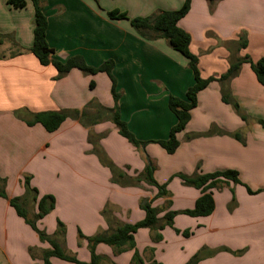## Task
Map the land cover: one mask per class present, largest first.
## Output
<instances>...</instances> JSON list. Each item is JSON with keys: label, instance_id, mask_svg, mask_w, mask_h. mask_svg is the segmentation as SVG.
Returning a JSON list of instances; mask_svg holds the SVG:
<instances>
[{"label": "crops", "instance_id": "1", "mask_svg": "<svg viewBox=\"0 0 264 264\" xmlns=\"http://www.w3.org/2000/svg\"><path fill=\"white\" fill-rule=\"evenodd\" d=\"M7 1L0 0V179L6 194L0 196V264H42L43 253L51 249L11 206L14 198L22 199L28 215L29 206L34 207L32 219L38 200L52 195L55 208L36 222L37 227L54 235L61 221L65 248L85 263L91 261L89 238L110 228L105 210L115 223L135 224L145 218L141 202L153 200L158 189L144 182L127 187L113 183L97 149L132 178L153 165L155 180L168 192L152 202L161 220L170 211L192 210L203 195L178 175L239 173V184L220 179L209 191L215 205L211 215H177L173 227L159 232L161 241H155L150 229L139 230L136 249L146 263L186 264L200 252L197 264H264V126L259 123L264 121V85L251 66L242 64L237 75L217 80L198 94L174 154L155 143L135 147L102 112L114 108L108 75L73 69L57 79L56 68L43 66L29 51L34 30L31 1L23 10L11 8ZM40 3L48 21L47 41L54 50L50 59L65 62L79 56L92 67L113 61L122 120L141 142L167 140L177 123L169 98L186 100L194 84L188 61L165 39L146 40L129 20H111L108 13L118 10L129 19L146 18L178 10L185 0ZM179 26L191 37L189 50L198 57L203 79H219L233 62L246 57L254 62L264 58V0H192ZM242 37L248 41L246 48H239ZM224 95L237 103L239 112ZM60 111L84 116L68 118L54 133L40 124L28 125L38 113ZM28 177L38 191L37 202L27 197ZM162 205L167 208L160 210ZM175 230L190 235L183 238ZM95 252L113 264H130L133 256V251L116 256L105 244ZM175 256L181 259L176 262ZM51 263L73 264L58 258Z\"/></svg>", "mask_w": 264, "mask_h": 264}, {"label": "trees", "instance_id": "2", "mask_svg": "<svg viewBox=\"0 0 264 264\" xmlns=\"http://www.w3.org/2000/svg\"><path fill=\"white\" fill-rule=\"evenodd\" d=\"M28 1H31L34 8V30H33V44L30 48V52L37 57L39 62L43 66L53 65L58 71L57 79L62 78L73 69H78L87 75H96L99 73H106L111 80L112 89L111 93L114 99L113 109H103V113L108 115V119L115 124L119 134L130 142L135 147L145 148L150 143L158 144L167 154H174L179 148L178 136L182 133L189 121L190 112L197 107L198 94L207 89L215 81H225L233 76L237 75L242 64L248 63L257 80L261 85H264V58L254 62L249 57L233 62L230 65L226 74L222 75L219 79L209 78L203 79L201 77L198 68V57L193 55L189 46L191 43L190 35L184 31L179 22L189 12L192 0H185L183 6L175 11H159L154 15L146 18H134L129 19L126 13H122L118 10L108 13V17L111 20H129L133 29L146 40H155L157 38L165 39L169 45L177 52L181 53L188 61L189 68L194 74V84L187 90L186 100L179 99L174 96H170L168 106L170 111L175 115L177 123L170 130L167 140L141 142L135 138V136L129 130L127 123L124 122L120 116L118 102L120 94L116 92V79L113 76L114 62L109 60L104 62L99 67H92L86 64L82 57L76 56L68 59L65 62L51 60L50 57L54 53V50L49 46L47 41V28L48 21L44 14L43 7L40 0H8L7 4L15 10H23L26 8ZM209 3H214L218 0H206ZM248 41L246 37H242L239 42V48H246ZM3 57L0 55V58ZM94 83H91V87ZM223 100L226 103L232 104L234 109L239 112L237 103L231 100L229 96L224 95ZM101 114V113H100ZM240 114V113H239ZM79 116L78 112L60 111V112H42L34 116V119L28 122V125L40 124L49 133L56 132L61 125L68 119L73 118L79 120L83 118ZM243 120L246 117L240 115ZM96 118L102 120L101 115L97 114ZM95 119V122L96 120ZM264 126V121H259ZM235 138L241 139L240 135H235ZM95 153L100 157L102 163L110 170L111 180L113 183L120 186H138L140 183H147L158 189L157 195L153 200L165 197L168 195L166 185H160L154 178L155 168L151 163L147 165L143 173L132 178L114 163L109 161L105 154L100 150H95ZM180 180L187 185L199 189L203 192V195L197 200L195 207L192 210H184L180 212L170 211L165 214L163 219L159 218V209L152 205L153 200L143 199L141 202V209L145 212V218L135 224H121L110 221L108 217V210H105L103 215L109 220L110 228L108 231L98 234L89 238V251L91 253V261L89 263L81 262L76 257L69 255L65 248V225L61 222H57V231L54 235H48L45 232L38 229L36 222L43 219L55 208V198L52 195H44L38 202V191L30 186V178H25V189L29 201L37 202V213L33 215V218H29L28 211L23 207L22 199L14 198L10 200L11 206L16 210L17 214L24 218V220L31 226V228L38 234L42 242H46L50 245V250L45 251L42 257V264H52L51 258H58L63 261L71 262L73 264H113L112 261L106 257H102L96 254L95 249L99 244H105L111 247L114 254L120 255L126 251H133V256L130 264H161L157 261L146 263L139 252L136 249L135 234L141 229H150L155 232V241H161L162 236L159 233L166 227H173L174 219L177 215H187L190 217H207L214 211L215 205L210 190L217 187L220 179L231 181L235 184L240 183L239 173L237 171H225L218 172L210 175H197L195 177H187L184 175H178ZM2 181L0 179V196L6 198L4 188L2 187ZM250 192V191H249ZM176 233L180 231L175 230ZM184 236H189V231H184ZM82 237V235H80ZM240 252H235L238 254ZM202 259V254L197 253L186 264H197Z\"/></svg>", "mask_w": 264, "mask_h": 264}, {"label": "rangeland", "instance_id": "3", "mask_svg": "<svg viewBox=\"0 0 264 264\" xmlns=\"http://www.w3.org/2000/svg\"><path fill=\"white\" fill-rule=\"evenodd\" d=\"M2 38H4V37L0 35V39H2ZM166 208H167V207H166L165 205H162V206L160 207V210H162V209L165 210ZM175 208L178 209L177 207H175ZM28 210H29V213H30L29 215L31 216L32 213H33L34 207L30 205L29 208H28ZM180 224H181V222H180V220H179V225H180ZM181 226H182V225H181ZM182 233H183V232H180V233H178V234H179L181 237H183V238L186 237V236H184V234H182ZM99 234H102V232L99 233ZM178 234H177V235H178ZM97 235H98V234H97ZM180 253H181V252H180ZM183 258H184V257H183ZM180 259H181L180 256H175V257H174V261H176V262H177L178 260H180Z\"/></svg>", "mask_w": 264, "mask_h": 264}]
</instances>
